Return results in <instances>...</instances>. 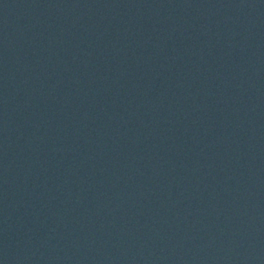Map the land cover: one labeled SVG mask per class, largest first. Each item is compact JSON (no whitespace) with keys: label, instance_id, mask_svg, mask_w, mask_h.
<instances>
[{"label":"water","instance_id":"obj_1","mask_svg":"<svg viewBox=\"0 0 264 264\" xmlns=\"http://www.w3.org/2000/svg\"><path fill=\"white\" fill-rule=\"evenodd\" d=\"M0 264H264V0H0Z\"/></svg>","mask_w":264,"mask_h":264}]
</instances>
